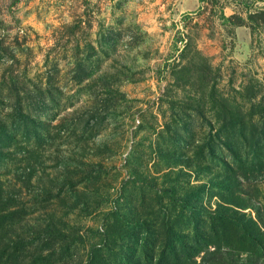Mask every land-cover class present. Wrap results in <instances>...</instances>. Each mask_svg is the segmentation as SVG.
Returning a JSON list of instances; mask_svg holds the SVG:
<instances>
[{"label": "rangeland", "instance_id": "374dc122", "mask_svg": "<svg viewBox=\"0 0 264 264\" xmlns=\"http://www.w3.org/2000/svg\"><path fill=\"white\" fill-rule=\"evenodd\" d=\"M0 264H264V0H0Z\"/></svg>", "mask_w": 264, "mask_h": 264}, {"label": "trees", "instance_id": "16d2710c", "mask_svg": "<svg viewBox=\"0 0 264 264\" xmlns=\"http://www.w3.org/2000/svg\"><path fill=\"white\" fill-rule=\"evenodd\" d=\"M168 191L171 194H173L171 189H169ZM183 203L185 205L192 206V205H189L186 201H183ZM216 214H218L220 216H223L225 219H227L231 223L237 224L240 227V229H241L242 235L247 236L250 239L258 242L257 238L247 230V227H246V225H245V223H244V221L242 219H240L239 217L233 216V215H227V214H223V213H216ZM258 245L261 246V247L263 246L262 243H258Z\"/></svg>", "mask_w": 264, "mask_h": 264}]
</instances>
